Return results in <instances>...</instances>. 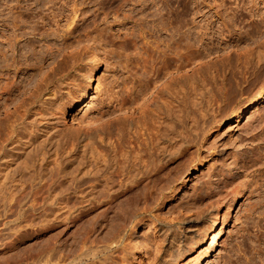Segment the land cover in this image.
Here are the masks:
<instances>
[{
  "label": "rangeland",
  "instance_id": "rangeland-1",
  "mask_svg": "<svg viewBox=\"0 0 264 264\" xmlns=\"http://www.w3.org/2000/svg\"><path fill=\"white\" fill-rule=\"evenodd\" d=\"M164 1L0 0V47L5 49L13 38V55L23 65L10 73L13 81L26 89L44 72L53 80L65 76L68 86L60 91L63 109L55 116V135L58 141L66 136L73 138L69 140H75L71 144L77 142L78 155L83 152L90 159L93 149L100 150L91 151L88 140L80 142L88 128L78 120L118 115L119 111L112 110L125 93L122 86L137 93L144 78L142 65L150 73L151 86L131 112H140L148 131H153L155 102H168V108L176 103L164 97L151 99L152 106H147L149 96L161 88L172 91L179 78L183 85L177 110L184 121L182 131L195 130L193 141L184 144L176 158L161 163L155 173L124 194L90 202V197H85V202L80 200L83 203L78 205L74 201L80 195H76L69 201L70 210L58 205L49 219L68 213L57 219L55 226L37 229L36 213L26 212L16 219L12 209L0 216V264H35V253L41 246L52 244L62 250L56 261L59 264H163L173 249L172 236L185 243L177 247L181 254L170 264H264V98L254 101L264 89V0H178L181 36L184 42L187 35L194 36L190 40L196 42L193 50L200 62L193 71L183 68L177 75H172L169 56L164 58L168 69L160 60L159 53L166 49H161L160 43L156 47V41L163 38L166 42L172 32L170 10L174 9V0ZM162 3L166 5L163 14L159 13ZM160 14L162 22L167 21L162 23L163 30L158 29ZM256 36L262 40L249 43ZM183 44L184 55L187 51ZM225 44L235 46L238 53L210 55ZM92 58L96 60L97 75L88 88L81 78L83 69L92 65ZM33 65L41 69L33 72L29 69ZM155 68L169 70V76L152 83ZM191 72L196 78L194 90ZM91 95L93 99L85 111H71L73 107L67 104L79 97L89 96L90 100ZM17 100L8 102L7 108ZM251 101L253 105L247 111ZM119 119L103 125L106 132L102 144H115L112 132ZM58 141L54 140L52 146ZM84 143L90 147H84ZM69 144L68 149L72 147ZM88 167L81 169L85 174L80 172L86 178L91 169ZM89 186L86 183L83 190L90 191ZM29 202L31 199H26V204ZM117 204L124 211L119 228L115 227ZM93 239L96 241L91 243ZM71 241L83 243L81 252L85 254L68 256ZM139 241L141 248L135 251Z\"/></svg>",
  "mask_w": 264,
  "mask_h": 264
},
{
  "label": "bare ground",
  "instance_id": "bare-ground-1",
  "mask_svg": "<svg viewBox=\"0 0 264 264\" xmlns=\"http://www.w3.org/2000/svg\"><path fill=\"white\" fill-rule=\"evenodd\" d=\"M166 1L164 2L166 3ZM163 3L159 8V13L166 9L164 8L166 7V5L164 4L163 6ZM178 6V0H174V9L171 8L172 11L170 10V12L172 13V32L169 39L166 38V42L163 38V41H156V47L160 43L162 45V47L160 46L161 49H166L159 53L161 54L160 60H164L163 62L165 63L166 59L164 58L166 56L170 57V61L172 60V75H177L179 72H181L180 69L183 68L193 71L194 67L198 64L197 62H200V58L198 59V56H196V54L194 55V52L196 51L194 49V45H196V42L193 41L194 45L193 43H191V40H193L192 38L194 36H186L185 34H183L186 36L184 37L186 43L183 41V36H181L182 25L178 13ZM161 14L159 16L160 19L158 21V29H162L164 26L162 23L167 22H162L163 18ZM141 29L143 28L141 27ZM261 40V37L256 36L250 38L249 43L255 44ZM8 42L10 43L6 46L4 45L5 49L0 47V111L2 109L4 110L1 113L2 117L0 118L1 217L4 215L6 216L7 213L13 209L16 215V219H20L24 214H27L28 212L36 213L38 217L36 218L37 221L35 225H37V229L39 230H44L49 227L55 226L54 224L57 222V219H62V217L65 218V214L68 213L62 212V214H60L59 216L54 217V220L53 218L49 219V217H51L55 213V209L58 205L61 206V209H71V207L68 206V204H70L69 201L71 200V198L75 199L76 197H78L76 195H80L79 200L74 201V204L78 205L82 201L85 202L83 199L85 197H90V199L88 198V201L90 202L91 200L100 199L104 196L113 195L114 197L120 194H124L126 191H129L127 189L133 187L139 181L147 179L149 176H151V174L155 173L161 163L176 158L180 154L182 146H184V144H186L189 140L193 139L195 130L190 128V132L188 129V131H182L184 127V121L181 119V116H179L180 110L179 112L177 110L180 103L179 99H182L181 87L183 85V83L180 82L179 78L174 81V83L176 82V85L173 83L174 88L172 89V91L169 89L161 88L155 95H152L151 97L149 96L150 100L147 106H152L151 102L154 99H163L164 97L175 99L174 102L176 103L173 107L168 108V106L170 105V103L168 102H165V104L164 102L162 103V100L155 102V104L152 106V111L155 112L154 114H156V117L153 119L154 126L156 125L155 127H153V129L155 128L153 130L154 132L148 131L150 128L148 129V127H146L147 124L144 120L145 117L142 118L140 116V112L137 115H135L134 112H131V110L134 108V105L138 103V99H140L139 97L142 96L141 98L143 99L147 95L148 89L151 86L149 83L152 79L151 77H149L150 73L149 71H147L145 65H142V76L144 78H141L143 79V82L138 85L139 88L136 91L137 93H134L135 89L133 90L128 86L123 85V88L121 87L123 89H121V91L125 93L121 94V96L116 101L118 107L112 110L114 112L119 111L120 113L118 115H111V113H109L106 118H91L92 120L90 119L88 121L85 120L84 117L83 119L78 120V123L82 127L86 129L88 128L86 131H83V134L81 133L83 135V140H81L80 142L84 140L90 141L92 147L89 149H91V151L92 148H100V150L98 149V151L96 149V151L93 149L90 154L91 156H89L90 159L86 158L84 156L85 153L83 154V152L81 151L80 152L83 156H80L81 153H79L78 155L77 148L79 146L76 147L77 142L75 144H71V142H74L75 140L70 142V140H72L73 138L70 137V139L65 135L66 138L61 140L62 138L60 137L61 139L58 141V138L55 135L58 134L55 131V128L58 125L55 116L56 114L62 112L63 109V104L60 103L62 99L60 91L62 90L61 88L68 86V84H66L67 81L65 82V80H63V77L65 76L61 75L59 77L60 79L53 80V78H49L48 72V74L44 72L43 74H41L39 79L36 80V82L33 83L30 87H27L26 89V86L24 88L20 87L16 84L17 81L16 83L13 81V77L10 75V73L20 70V67L23 65H20L13 55L15 48L13 38L12 42L11 40ZM183 42L185 44H183ZM182 44L183 46L186 45V47L183 48L187 51L186 53H184V55L183 53H181ZM26 46L24 47L27 49ZM219 53L237 54L238 49L235 46L225 44L220 48V51H215L210 55H218ZM141 54H143V57L146 56V51L144 50ZM208 57L209 55L206 58ZM27 66L31 65L29 64ZM165 66L166 69H168L169 64H166ZM165 66H162V68L165 69ZM36 68L38 67L36 66ZM156 68L154 71L156 72L155 80L152 83L158 82L160 78H166V75H168L169 72V70L168 72H166V69L162 72V68L156 71ZM29 69L35 72L36 70L41 69V67L35 69V65H33ZM191 73L192 82L190 81L191 84H189L191 85V90H194L193 84L195 83L196 78L195 73ZM96 75V60L92 58V65L89 68L85 67L83 69L81 79L84 82V87L90 88ZM51 77H53V74ZM179 84L180 86H178ZM46 95H53L55 96V99H52ZM89 96H86L85 98L79 97L78 99H71L70 101H68V106L73 107L71 111L81 112L87 110L91 103L90 101L93 99L91 95V98L89 100ZM16 97L18 100L14 103L12 102V107L10 109L7 108L9 106L7 105V103L10 102L11 104V101L16 99ZM263 98L264 89H260L257 93L256 98H254V101H260ZM151 99L153 100L151 101ZM254 101H251L249 103L246 108L247 111L251 110ZM143 108L145 109L144 106ZM145 112H147L146 109ZM74 117L75 115L73 114L72 119ZM116 118L121 119H119L120 121L117 122V126L114 128L115 131L112 132L114 135L113 137H115L113 139L115 141V144L111 142H105L106 144L103 143V145L102 142L105 140H103V138L101 137H103L102 135H104V133L106 132L103 130V125L114 121ZM110 134L111 133H109L108 135L111 136ZM95 136L98 137V139L96 138L97 140H95ZM109 139L110 138H108V140ZM54 140H56V142L58 141V143L55 142L54 144L57 145H54L53 147L52 145ZM98 140L101 144L98 143ZM68 143H70L69 145H72L70 149H68ZM85 146L86 144L84 145V147ZM88 147H90V145L86 146V148ZM67 149L69 151H67ZM86 166L91 167V169L88 170V178H86V175L84 177L80 174L81 169L84 167L86 168ZM81 173H84V171ZM86 183H89L90 185L88 187L89 190L91 188V190L87 192L83 190V186H85ZM90 183H94L93 186ZM26 199H31V203L29 202L30 204H26ZM74 204L72 205V207L74 206ZM114 211L116 214L115 217L117 218L115 221L118 224V226L115 227H122V222H124V211L121 205L117 204L114 208ZM178 239H175L174 236H172L170 244H173V249L170 251L171 254L169 260H167V262H164L163 264H170L171 261H174L181 254L180 249L178 250L177 247L181 245L182 241L181 238L179 240ZM94 240L96 241V239H93L91 240V243H94ZM140 243V241L137 243L138 246L135 251H138L141 248ZM83 246H85L83 243L80 244L78 241H74V243H70L68 249L66 250V247L65 250L68 256L80 257L86 252H81ZM60 251H62L61 248L59 249L53 244L46 247L41 246L38 252L35 253V264H59V262L56 261L60 259Z\"/></svg>",
  "mask_w": 264,
  "mask_h": 264
}]
</instances>
